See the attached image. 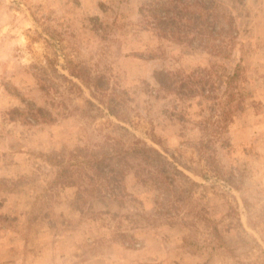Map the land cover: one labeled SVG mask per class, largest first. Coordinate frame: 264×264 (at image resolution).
<instances>
[{
  "label": "rangeland",
  "instance_id": "1",
  "mask_svg": "<svg viewBox=\"0 0 264 264\" xmlns=\"http://www.w3.org/2000/svg\"><path fill=\"white\" fill-rule=\"evenodd\" d=\"M168 1L0 0V264H264V0Z\"/></svg>",
  "mask_w": 264,
  "mask_h": 264
},
{
  "label": "trees",
  "instance_id": "2",
  "mask_svg": "<svg viewBox=\"0 0 264 264\" xmlns=\"http://www.w3.org/2000/svg\"><path fill=\"white\" fill-rule=\"evenodd\" d=\"M170 7L163 6L166 8L167 13L164 15H159L158 10L155 9L153 12V16L158 20L160 26L168 27L171 26L173 29V33L177 34L176 39L180 42L184 41L181 38V34L178 32H183V26H193L198 30L199 35H205L207 33V29L209 27L217 26V18L219 17L222 8L221 0H194L193 2H183V0H170L168 1ZM192 6L193 8H190ZM223 6H225L223 4ZM174 12V16L171 18L168 13ZM213 18V19H212ZM212 19V20H211ZM176 22V27L173 24ZM167 23V24H165ZM182 29V30H181ZM224 26L219 27L220 35L223 33ZM178 31V32H177ZM212 33L211 30H209ZM132 153L138 155L140 153H144L145 150L143 148H133ZM125 150L124 152H126ZM129 153V152H127ZM110 170V169H108Z\"/></svg>",
  "mask_w": 264,
  "mask_h": 264
}]
</instances>
